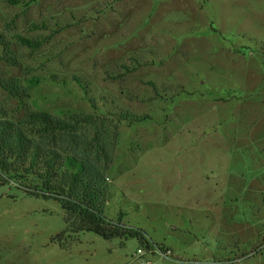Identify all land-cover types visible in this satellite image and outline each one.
<instances>
[{"label":"rangeland","instance_id":"374dc122","mask_svg":"<svg viewBox=\"0 0 264 264\" xmlns=\"http://www.w3.org/2000/svg\"><path fill=\"white\" fill-rule=\"evenodd\" d=\"M14 1L0 0V34L17 65L0 78L41 83L20 102L0 89V106L14 121L125 115L104 216L149 249L91 232L60 247V204L0 182V264H264V0ZM15 35L51 40L32 51ZM122 64L137 68L119 77Z\"/></svg>","mask_w":264,"mask_h":264},{"label":"trees","instance_id":"16d2710c","mask_svg":"<svg viewBox=\"0 0 264 264\" xmlns=\"http://www.w3.org/2000/svg\"><path fill=\"white\" fill-rule=\"evenodd\" d=\"M6 1L12 5L19 3ZM40 29L47 31L49 27L46 24L28 27L29 32ZM60 31L57 29L53 34ZM14 39L21 47L34 51L48 44L51 35H15ZM9 46L10 43L0 34V62L16 66L17 59ZM137 67L128 68L122 64L116 69L124 70L119 74L121 77L132 73ZM56 79L57 75H49L50 82L56 83ZM70 79L80 84L84 94L88 95L78 76L72 75ZM40 83L38 76L24 80L1 77L0 89L20 102L29 98L28 90ZM67 83L63 78L59 84L64 86ZM88 101L94 105L92 98H88ZM110 116L68 110H61L57 114L27 110L20 120L14 121L0 106V182L19 186L25 196L52 199L60 204L65 229L51 238L60 247L66 248L65 242L72 236L91 232L104 240L135 238L142 247L149 249L140 230L126 226L120 219L112 221L104 216L109 196L104 171L112 163L117 138L112 133L110 123L115 117L125 118V115L119 114Z\"/></svg>","mask_w":264,"mask_h":264},{"label":"built area","instance_id":"2783aa9c","mask_svg":"<svg viewBox=\"0 0 264 264\" xmlns=\"http://www.w3.org/2000/svg\"><path fill=\"white\" fill-rule=\"evenodd\" d=\"M138 253H141V251H140V250H138Z\"/></svg>","mask_w":264,"mask_h":264}]
</instances>
